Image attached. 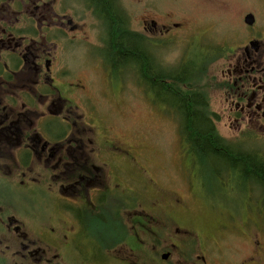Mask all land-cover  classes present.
<instances>
[{
    "label": "flooded vegetation",
    "instance_id": "flooded-vegetation-1",
    "mask_svg": "<svg viewBox=\"0 0 264 264\" xmlns=\"http://www.w3.org/2000/svg\"><path fill=\"white\" fill-rule=\"evenodd\" d=\"M160 1L131 0L132 9L139 8L133 22L124 0H0V264H200L181 262L188 230L161 228L168 219L161 215L166 188L150 182L148 170H127L137 158L93 111L100 90L124 79L109 65L122 59L112 54L111 19L119 37L133 38L151 58L150 72L153 65L161 73L166 68L160 59L164 43L182 49L172 69L188 78L174 84L175 106L194 107L182 101V89L193 84L195 43L205 41L210 27L187 12L165 19ZM223 2L236 11L235 21L218 43L220 75L206 73L214 88L207 89L200 107L210 110L205 118L217 127L226 120L235 130L244 129L233 141L259 140L264 137V0ZM84 53L107 78L98 96L79 74L76 58ZM117 87L106 101L125 89ZM138 88L148 92L141 81ZM211 90L219 93L220 112L212 108ZM188 91V100L202 95ZM247 171L227 170L226 179L245 172L249 189H259L257 176ZM168 195L171 212L187 206L175 191Z\"/></svg>",
    "mask_w": 264,
    "mask_h": 264
},
{
    "label": "rangeland",
    "instance_id": "rangeland-1",
    "mask_svg": "<svg viewBox=\"0 0 264 264\" xmlns=\"http://www.w3.org/2000/svg\"><path fill=\"white\" fill-rule=\"evenodd\" d=\"M124 2L133 22H137L139 8L132 9L131 0ZM159 10L165 19L169 15L186 12L192 17L199 15L200 20L210 27L205 41L195 43L201 52L218 46L223 34L233 27L236 13L234 9H225L223 0H161ZM90 18L89 15L86 21ZM207 43L211 46L206 47ZM162 48L160 59L166 68H172L182 49L172 42L164 43ZM76 60H79L76 62L80 66L79 74L91 93L98 96L99 88L107 80L106 76L96 63L88 59L86 53ZM212 64L207 72L217 77L222 67L220 57L217 56ZM209 74L207 77L210 79ZM122 78L123 81L111 80L113 85L100 90L102 98L98 105H93L95 110H92L104 127L110 129V135L121 139L130 155L137 158L135 162H128L127 170H148V180L152 182L153 179L166 188L164 196L160 198L163 204L161 215L168 218L161 224L162 230H175L178 225L189 231L184 235L189 245L179 250L181 262L184 258L185 263L197 261L205 264L202 258L204 254L209 264H264V203L260 188L249 189L248 182L240 172L231 173L230 178L226 179L229 173H225L227 170L223 167L201 164L187 151L174 114L168 110L169 106L154 102L152 94L142 92L138 88L140 80L134 72L127 71ZM121 84L125 89L115 94L112 102L106 101ZM218 94L211 90L209 96L212 108L220 112ZM218 130L222 136L233 140L239 138L244 129L235 130L228 126L226 120H222ZM92 133L96 135L95 130ZM243 147L257 150V158L264 159V137L259 140L246 139ZM125 155L130 157L129 154ZM132 183L138 189L142 188L140 182ZM144 185L148 187L146 181ZM169 190L183 197L187 206L171 212L168 207L172 202ZM172 216L176 217L175 222Z\"/></svg>",
    "mask_w": 264,
    "mask_h": 264
},
{
    "label": "trees",
    "instance_id": "trees-1",
    "mask_svg": "<svg viewBox=\"0 0 264 264\" xmlns=\"http://www.w3.org/2000/svg\"><path fill=\"white\" fill-rule=\"evenodd\" d=\"M109 20L108 15L106 16ZM110 23L115 24L113 33L109 39L114 43V56H120L122 59H116L109 62L115 75L127 71L134 72L142 84L153 94L155 101L164 102L169 106L173 118L179 123V130L182 141L187 151L192 154L201 164H209L214 168L221 166L224 170H249L247 173L257 176L260 184V196L264 203V159L257 158L256 152L243 147L241 143L232 142L220 135L216 125L212 124L209 119L205 118V114L209 115L210 110H202L201 104L204 95L209 87L212 86L210 79L206 73L220 55V47H212L205 52H197L192 58V66L194 72L191 85L182 90L185 92V98L182 100L194 107L190 109L178 108L175 106L174 84L179 78L184 80L188 75L183 71H174L172 68H163L162 73L157 66L149 71L148 64L151 58L147 59L137 49L135 40L127 36H118L117 22L113 19ZM118 49V52L114 51ZM210 65V66H209ZM213 65V64H212ZM200 92L202 95H194V99L188 100L192 91ZM161 89V91H159ZM244 177L247 174L243 172Z\"/></svg>",
    "mask_w": 264,
    "mask_h": 264
}]
</instances>
